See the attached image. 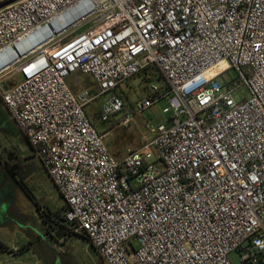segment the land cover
Wrapping results in <instances>:
<instances>
[{"label":"built area","instance_id":"obj_1","mask_svg":"<svg viewBox=\"0 0 264 264\" xmlns=\"http://www.w3.org/2000/svg\"><path fill=\"white\" fill-rule=\"evenodd\" d=\"M152 69L165 86L128 105L119 88ZM108 93L101 122L172 114L118 159L87 111ZM0 95L103 264H264V0L18 1L0 10Z\"/></svg>","mask_w":264,"mask_h":264},{"label":"rangeland","instance_id":"obj_2","mask_svg":"<svg viewBox=\"0 0 264 264\" xmlns=\"http://www.w3.org/2000/svg\"><path fill=\"white\" fill-rule=\"evenodd\" d=\"M237 76L236 71L231 69L218 81L224 86ZM148 77L143 73L119 88L125 94L128 105L145 98L152 81L165 86L164 80ZM15 78L18 79V76L2 80L11 84L15 83ZM77 82L96 94L90 76L78 74L68 78L74 93L81 90L75 86ZM110 96V93L100 96L87 107V111L94 118L98 129L106 134V145L118 159L143 146L152 136L151 131L156 130L172 114L164 113L167 103L162 100L128 126L117 127L123 113L107 123L99 119L102 106ZM233 97L239 102L250 98V94L243 86L233 92ZM15 164L19 166L18 172L11 175L6 169ZM66 210L59 189L36 159L32 147L12 119L0 95V264H103L97 250L80 233L60 240L56 238L46 218L50 215L55 218L56 214V220L64 218ZM134 243L138 246L137 241ZM231 260L237 263L239 255L232 254Z\"/></svg>","mask_w":264,"mask_h":264},{"label":"trees","instance_id":"obj_3","mask_svg":"<svg viewBox=\"0 0 264 264\" xmlns=\"http://www.w3.org/2000/svg\"><path fill=\"white\" fill-rule=\"evenodd\" d=\"M146 74V76L148 77H155V78H157V79H160V80H164V77H163V75H162V73L159 71V70H157V69H152V70H149V72H146L145 73ZM148 77V78H149ZM147 78V79H148ZM165 81V80H164ZM75 94H77L76 92H75ZM3 102V101H2ZM26 138V137H25ZM27 140V139H26ZM29 143V142H28ZM111 151V150H110ZM128 153V152H127ZM126 153V154H127ZM114 155V154H113ZM115 156V155H114ZM116 157V156H115ZM18 169H19V166L17 165V164H15V165H12L10 168H7L6 170L8 171V173H10L11 175H15V173H17L18 172ZM57 215V214H56ZM55 215V218L57 217ZM55 218H53V215H50L48 218H46V221L50 224V227H51V230H53L54 231V233L56 234V238H58L59 240L60 239H63V238H66V237H68V236H70L71 234H74V232H73V230L72 229H70L69 228V226L68 225H66L65 223H64V220H63V218H60V219H55ZM86 240H88L89 242H90V240H89V237L87 236V234L86 233H80ZM90 244H91V242H90ZM92 245V244H91ZM93 246V245H92ZM94 247V246H93ZM95 248V247H94ZM96 249V248H95Z\"/></svg>","mask_w":264,"mask_h":264},{"label":"water","instance_id":"obj_4","mask_svg":"<svg viewBox=\"0 0 264 264\" xmlns=\"http://www.w3.org/2000/svg\"><path fill=\"white\" fill-rule=\"evenodd\" d=\"M18 1H21V0H6L5 2L0 3V10L3 8H6V7L18 2ZM3 87H4V90H6L5 85Z\"/></svg>","mask_w":264,"mask_h":264}]
</instances>
